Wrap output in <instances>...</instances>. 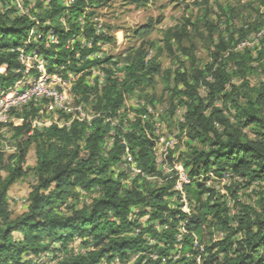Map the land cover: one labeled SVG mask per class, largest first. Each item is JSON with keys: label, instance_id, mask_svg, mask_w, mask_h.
Returning <instances> with one entry per match:
<instances>
[{"label": "trees", "instance_id": "1", "mask_svg": "<svg viewBox=\"0 0 264 264\" xmlns=\"http://www.w3.org/2000/svg\"><path fill=\"white\" fill-rule=\"evenodd\" d=\"M10 1L0 0V67L5 66L0 72V88L9 87L19 78L20 62L11 48L22 44L34 24L28 16L16 14ZM122 1L142 6L149 3ZM83 6V0H78L70 8V18L77 19ZM230 14L223 28L211 23L205 14L204 27L188 19L166 33L167 50L174 56L175 43L185 57H177L180 66L168 76L173 95L185 107L180 125L198 143L191 151L180 153V161L192 178L185 185L191 215L182 211L183 203L176 201L178 208L170 205L176 192L172 190L174 178L169 179L157 164L155 134L145 130V120L124 119L126 94L138 91L146 104L152 103L150 106L156 109L155 96L147 93V86L152 84L159 65L156 60H147L149 49L143 41L138 48H130L124 79L108 77L101 93L95 88L98 98L94 109L101 115L91 126L75 121L70 128L52 125L30 135L27 122L14 125L17 151H0V173H7L4 178L0 175V264H18L26 256L29 259L23 264H28L34 256L52 248L65 252L55 264H111L116 259L127 263L137 254L132 264H197L195 239L205 246L203 264H264V195L251 205L237 194L242 186L264 184V84L254 87L246 79L255 70L254 61L259 62L258 67L264 65V51L257 58L247 48L226 55L234 47L235 34L243 39L251 26L244 23L235 27L234 9ZM65 15L61 0H52L51 7H43L39 13L43 21L51 18L56 25ZM48 27L42 24L38 28L40 41H44ZM153 28L152 23L146 24L135 29L134 35L147 36ZM78 29L79 25L71 22V32ZM87 29L88 35L94 36L90 24ZM94 37L96 41H114L110 35ZM195 39L210 53L209 62L199 59ZM72 55L62 48L54 62L63 63L69 56L74 60ZM235 78L242 82L234 83ZM81 83L77 87L87 101V92L94 90ZM202 87L207 88L205 96L199 92ZM171 104L175 105L173 98ZM145 114L146 120H152L154 115L147 108ZM110 117L117 118L118 125L112 127L107 121ZM112 129L116 131L115 141L108 149L106 139ZM32 146L36 163L31 169L36 179L29 187L26 208L15 216L10 187L28 174L24 165ZM127 146L140 173L126 166ZM210 171L218 175L232 172L239 178L235 179L239 186L231 194L235 213H230L224 195L198 179L201 173ZM130 174H135L132 180ZM79 192L85 194L83 200ZM140 217L146 220L140 222ZM184 219L187 232L182 237L181 255L175 258L177 227ZM155 222L168 223L169 228L158 231ZM207 227H217L226 234L209 244L205 242ZM15 233L21 237L16 238ZM76 239L86 247L84 252L67 249Z\"/></svg>", "mask_w": 264, "mask_h": 264}, {"label": "rangeland", "instance_id": "2", "mask_svg": "<svg viewBox=\"0 0 264 264\" xmlns=\"http://www.w3.org/2000/svg\"><path fill=\"white\" fill-rule=\"evenodd\" d=\"M89 7L91 9L90 13L88 14L89 19H91L92 17H98L103 24L106 32L108 33L107 35H110L114 38V41H108V43H110V47L108 46L106 50L108 55H113L117 58L120 57L122 59L123 57H125V59H127L129 53H131L130 48H138L139 45L143 41H145L146 49H149L148 52L151 53L150 56H147V60H156V64L159 65V70L154 75L152 84L147 86V93H149L150 96H155L154 103L156 109H154L153 111L154 116L152 120H146L145 118V108L148 104H146L147 102L145 101L144 96L141 95L138 97H129L127 99V104H125V107L124 109H122V111L124 110L123 115L125 121L136 120L137 118H140L143 121L145 120L143 126L148 133L152 132L155 134L154 139L157 140L156 147L159 153L164 147V144L167 140H169L170 138L174 139L175 144L173 148L168 151V164H166V167H170V169L172 167L174 169L173 171L168 173V178H174V181L172 183V190L176 191L175 189L178 170L175 168L182 167L188 174L184 164L180 161V153L191 151V149L195 145H198V143L196 141H192L187 129L181 128L180 125V122L182 120L180 119V114L177 111L180 110L181 114L183 115V113L185 112V107L182 106L179 103V99L175 95H173V86L169 82L168 78L170 77L169 72L171 74H174V72L180 66V62L178 61L177 57H181L182 59H184L185 57L180 53L175 43L173 45L175 53L174 56L167 50L165 45L166 33L169 29L186 23L188 19L192 22H198L200 27H204L205 14H207V18H209L211 23L213 21L223 28L226 22H228L227 14H230L231 9H234V17L238 22L235 27H238L239 25H242L244 23H247V26L249 25L248 23H251V26L248 29L250 32L247 33V36L243 39H241L239 34L236 33L233 40L234 47H231L227 51L226 55H228L231 51L241 50L240 48H238V44L246 39H251V46L247 47V49H251L254 58H257L259 52L264 51V41L262 40L264 37V0H149V3L144 6L127 2L125 3L122 0H105L102 2H100L99 0H92V4L89 3ZM149 23H152L154 27L149 35L144 37H138L134 35L135 29ZM256 23L258 24L257 28H255ZM259 34H262V36H259ZM116 38H119V40L121 41L120 45H116ZM195 41L197 43L196 39ZM148 42L154 43V46L149 45ZM197 46L198 47L196 53L199 59L202 62H209L211 60V57L208 50L205 49L202 43H197ZM258 63L259 62L254 61L253 65L255 67V70L246 77L247 81L250 82V85L254 87H260L264 84V65L258 67ZM233 66L236 67L234 64ZM2 70L5 71V69ZM233 82L239 84L242 82V79L235 78ZM86 87L89 88L90 86ZM87 88L86 91L89 90ZM95 88H98V93H101L104 85L103 87H98L94 84V86L92 87V90L94 91L87 92V95H89V97L91 98V103H89L91 105H88L91 108H95V101L98 98ZM76 92L80 93L81 100H83V97H85V95L81 93L82 91L79 87L76 88ZM199 92L202 96H205L207 88L202 87ZM126 95L130 96L131 94ZM172 98L175 101L174 106L171 104ZM142 100L146 105L142 103ZM217 104L221 105L220 103ZM150 105H152V103ZM31 113V107L30 109H19L15 111V113H13L11 123L22 125L23 123L27 122V119L29 118ZM111 125L112 127L118 125V119L116 118V121L111 122ZM112 131L116 133V131H114L113 129L110 132ZM170 158H172V160H170ZM35 163V150L34 146H32L29 150L26 163L24 165L25 169L28 171V174L19 179L10 187L11 209L15 216L19 215L26 208L24 199L29 192V187H31L32 183H34L36 179V175L31 169L33 168ZM160 166H162V164ZM135 174H130L129 180H132V177ZM0 175L4 178L7 173L2 172L0 173ZM221 176L222 175H218L210 171L207 174L201 173L199 179L201 181H206V183L209 185L208 187L211 188L224 187L225 193L228 192V194L226 195H228L231 199H235L233 198V196H231V194L232 190L238 188L239 183L236 182L235 179L239 178L234 177L231 183L223 184ZM79 193L83 195L80 200H83L85 194L83 192ZM185 194L188 200L186 190ZM237 194L239 195V198L242 202L255 205L258 198L261 195H264V184L254 182L250 186H242V188L238 189ZM182 200L183 197L175 192L171 198L170 205L172 207L178 208L176 205V201L182 203ZM64 207L65 204L63 205V208ZM145 220V217H140L139 219L140 222H144ZM162 229H164L163 226H161L158 231H161ZM225 234L226 232L220 230L217 227H207L205 231V242L211 244L214 241L221 240L225 236ZM14 235L16 238L21 237V235L18 233H15ZM151 241L153 242L154 240L152 239ZM56 246L61 247L59 245ZM92 248L93 247H91V249ZM67 249L73 250L75 253H80L84 252L86 250V247L82 246L81 243H76L74 241L67 247ZM177 249V254L174 257H176L177 255H181L179 244L177 245ZM64 253L65 252L62 251H55L52 248L47 252H42L38 256H34V259H32L28 264L41 263L40 260H42V263L46 262L49 264H55L62 258ZM50 255L54 256V258ZM57 255H59L60 257H57ZM196 256L197 255H195V257ZM40 257L41 259H39ZM137 257L138 254L131 256L130 260L127 263H123L121 260L116 259L115 261L111 262V264H132ZM28 259L29 257L27 256L23 257L21 262H19L18 264H23L25 263L24 261H27ZM104 264L108 263L105 262Z\"/></svg>", "mask_w": 264, "mask_h": 264}, {"label": "built area", "instance_id": "3", "mask_svg": "<svg viewBox=\"0 0 264 264\" xmlns=\"http://www.w3.org/2000/svg\"><path fill=\"white\" fill-rule=\"evenodd\" d=\"M62 5L66 7L67 15L62 16L56 25L51 18L42 20L39 17L41 9L51 7L52 0H11L10 7L15 8L16 14L28 16L33 20V26L28 30L25 40L19 46L11 48V51L16 52L20 62V68L17 72L19 78L7 88H0V151L16 152L17 143L15 141L14 125H20L12 122V115L19 109L31 107L32 113L27 119L29 124V134L32 135L35 131H42L52 125L61 128H70L73 122H86L90 126L96 117L101 115L96 109L89 107L91 98L87 101L81 100L80 93L76 92L80 82L84 86H105L108 77L124 79L126 75L125 67L127 62L125 57H115L108 55L107 48L110 47L108 41H96L99 35H107L103 24L98 17L89 19L90 0H83V13L73 20L70 18L69 11L78 0H61ZM75 22L79 25L76 32H71L70 24ZM42 24L49 25L45 32L44 41H40L36 36L38 28ZM94 28V36L88 35L87 27ZM60 25V26H59ZM259 36H262V34ZM66 37V41L62 39ZM118 40V41H117ZM251 39H246L238 44V48L243 50L251 46ZM64 43V44H63ZM116 45H120L121 41L116 38ZM62 48L71 51V56L63 63H55L58 54ZM52 53V54H51ZM151 53L148 52V56ZM121 59V60H120ZM5 66L0 67V72H4ZM91 84H90V83ZM90 84V85H89ZM93 84V85H92ZM92 85V86H91ZM79 94V95H78ZM82 96V94H81ZM138 97L136 91L130 96L125 95V104L129 97ZM80 99V100H79ZM144 105L145 102L142 100ZM147 110L153 114V108L150 105L146 106ZM180 119L183 120L181 111H177ZM109 121H116L115 117L107 118ZM115 141V133H109L106 139V147H113ZM155 155L157 164L166 173L173 171L171 167H166L168 159V151L175 144L174 139L170 138L164 144L162 150H157V140H155ZM126 144V141L123 140ZM127 145V144H126ZM126 166H130L134 173H140L134 157L130 153V148L126 147ZM175 168V167H174ZM177 172L176 192L183 197L182 211L187 215H191V208L185 194V185L192 181V178L181 168H175ZM213 174V173H211ZM201 175L198 176V179ZM235 176L232 172L222 174L221 179L224 183H231ZM238 178V177H236ZM204 182L209 186L206 181ZM227 199L230 206V213L236 212L234 201L225 193L224 187L214 188ZM28 194V193H27ZM26 198L24 203H26ZM232 203V204H231ZM62 209H64L62 207ZM137 211V210H135ZM187 219L181 220L176 233L178 238L179 249H182V237L187 232ZM156 228L163 226L164 229L169 228V224L160 222L154 223ZM140 229H138L139 232ZM76 243H81V239H76ZM195 248L198 250L196 261L197 264H203V255L205 254V246L198 239H195ZM177 244V245H178ZM54 258V256H51ZM179 257L177 255L175 258ZM37 258V257H36ZM41 259V257L39 258ZM42 264V260H40ZM37 262V261H36Z\"/></svg>", "mask_w": 264, "mask_h": 264}]
</instances>
